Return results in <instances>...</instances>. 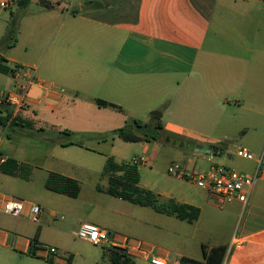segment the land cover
Masks as SVG:
<instances>
[{
	"label": "rangeland",
	"instance_id": "1",
	"mask_svg": "<svg viewBox=\"0 0 264 264\" xmlns=\"http://www.w3.org/2000/svg\"><path fill=\"white\" fill-rule=\"evenodd\" d=\"M62 1L65 2L63 6V17L67 16L65 21L62 18L54 20L48 31L45 27L47 24L43 22V32L26 33L21 38L22 44L14 49L11 48L12 50L6 47L3 49L6 58L11 53L16 57L20 66L35 69L38 77L55 85L60 80L56 78V73L50 67V58L58 40L66 31L68 21L70 22L72 17H79L78 15L82 14V9L79 8L80 0ZM219 9L224 10L225 20L217 19L215 32L209 34V40H212L208 41L211 48L209 51L215 57H226L225 59L229 60V63L232 61L230 57L247 59L248 64L244 65L245 72L251 77L261 79L258 81V91L244 95L246 110L244 108L236 114L231 112L225 114L226 123L229 120H236L233 123L249 124L243 134L241 131H237L229 139V141L231 140V150L235 156H229L225 153L218 155L202 150L198 152L196 148L198 145L191 138L169 135L166 131L160 134H163L165 138H170L171 142H166L165 139L151 138L149 141L151 145L148 150L142 144L124 142L114 136L109 131V127L98 122V118L93 116V110L89 106L90 103L96 105L95 99H102V97L107 96L106 90L97 83L91 84L80 79H71L67 84L69 89L63 87V94L64 96L67 95L68 98H73L69 99L68 103L72 100H79L70 109L74 111L63 112L58 107L48 109L45 119L48 122L55 121L57 123H40L45 128L44 131L14 128L0 130V135L4 140L11 139L14 144L21 142L23 147L38 145L35 141H42L46 138L60 143L73 139L89 144L92 148H98V151L58 145L54 155H48L47 158L42 159L44 161L29 157L33 164L30 166L29 181L22 180L21 177L0 176L1 193L32 203L43 200L48 214L46 217L41 214V223L35 224L28 218L19 221L15 217L0 213V232L2 235H9L8 240L0 238V264H69L70 259V264H111L107 246L94 245L78 237L79 229L85 222H93L108 230L112 235L140 241L147 248L153 247L156 255L160 252H169V264H175L174 259H180V256H193L194 260L203 261V244L214 247L226 242L230 233L240 232L249 211H242L233 205L224 208L217 207L211 202L205 190L199 188L189 179L174 176L168 172L169 167L173 164H180L187 171H201L210 169L213 163L237 171H240L237 165H242L251 170L254 168L253 162L242 159L236 152L247 148L257 158H260L264 152V0H221ZM72 10L77 11L73 13ZM58 11L61 13V8ZM48 13L53 15L52 12ZM23 43L30 47L28 51L25 50ZM202 59L203 54H200L197 71L202 68ZM163 64L162 66L167 69L176 67L173 62ZM212 66L214 69L217 66L219 68L220 65L218 62H213ZM230 68L232 65L229 64L228 71H232ZM214 71H218V69ZM181 80V75H171L166 90H164V84L159 87V84L155 83L148 92L151 93V97L140 100L136 104L127 97H119L118 100L123 108L122 112L116 110L123 118L120 128L126 125H134V121H139L143 127L136 129L138 133H144L150 137L155 135V127L159 122L154 119L152 113H161L156 109L165 110L171 105L174 107L177 103L176 97H169V99L161 101L156 91L161 89L162 92H169L176 88L178 81ZM13 84L10 75H0V100L1 94L7 92ZM250 87L255 86L252 83ZM214 94L209 89H204L205 97L214 98ZM215 96L219 100H233L237 94L228 92L220 94L218 92ZM172 98L175 100L174 102L171 101ZM81 102L88 104L80 107ZM204 102L205 99H203L201 107L198 108L203 112V115L205 112V107H202ZM79 107L82 112L91 116L93 122H96L91 124L98 126V130H103L99 131L104 132L100 136V147L87 142L90 134L87 135L82 132L81 123H77L81 119L77 112ZM64 108L67 109V105ZM175 124L192 134L218 136L219 130L210 132L208 123ZM49 126H56L54 128L57 130H67L72 133L71 137L55 132L46 133V128ZM199 141L206 142L204 145L219 147L220 149L227 143L226 140H222L220 143L201 139ZM24 154H27L26 151ZM109 157L114 158L118 163L131 165H135V158L146 159L148 161L146 165H136L141 177L140 184L160 194L161 202H165L171 197L188 201L194 200L201 210L199 219L193 223L180 221L175 217L158 214L152 208L135 205L110 196L104 191H99L98 187L106 189L108 186V177L104 171ZM53 163L57 166L64 167L66 164L71 166L72 174L81 184V193L78 198L73 199L46 190L44 180L47 173L45 171ZM261 183V179L256 181L254 192ZM36 231L38 238L41 236L42 246L55 248L58 251L53 260L49 259L48 262H43L22 254L24 247L21 243H25L27 238L33 239L30 236H34ZM17 242L19 245L16 244ZM134 264L151 263L143 259H135Z\"/></svg>",
	"mask_w": 264,
	"mask_h": 264
},
{
	"label": "crops",
	"instance_id": "2",
	"mask_svg": "<svg viewBox=\"0 0 264 264\" xmlns=\"http://www.w3.org/2000/svg\"><path fill=\"white\" fill-rule=\"evenodd\" d=\"M20 1L21 0H18L16 5L11 9H5L1 4L2 0H0V42L7 32L11 14L17 13L18 11L22 13L16 43L11 47L0 45V61L3 59L4 65L8 66L10 69L18 66L19 62L10 52L8 58L4 56L3 49L5 47L7 49H14L22 44L21 38L26 33L28 34L32 31L39 33L43 32V22L47 24L45 27L48 31V28L54 23V20L62 18V20L65 21L67 18V16L63 17V6L65 2L62 0H47L53 5L52 7L43 6L41 4L42 0H31L29 6L24 10H20L19 8ZM220 1L221 0H80L79 8L82 9V14L78 15L79 17L74 16L70 22L68 21L66 31L58 40L56 48L50 58V67L54 73H56V78H58L60 82L56 85L53 83L49 84L36 74L38 83H35L29 88L25 106L15 111V114H19L23 119L31 121L35 128L33 131H38L39 129H45L40 123H57L55 121L48 122V120L45 119L46 110L58 107L63 112L74 111L70 109L73 105H76L79 100H72V102L70 101L68 103V100L73 98H68L67 95L64 96L63 94V87L69 89L67 84H69L68 81H71V79H80L91 84L97 83L106 90L107 96L102 97L103 100L121 106V102L118 100L119 97H127L131 102L136 104L140 100L151 97V93L148 92L155 83L157 85L159 84V87L164 84V90H166L167 82L171 75L179 74L182 80L178 81L176 88L169 92H162L160 91L161 89L156 91L161 101H165L169 99V97H176L175 100H177L174 107L171 105V107L169 106L165 110L156 109L162 113L159 122L163 125L165 131L169 135H175L180 138H191L197 145L206 144V142H201L199 139L219 143L222 140H226V145H224L222 149L216 150L214 153L218 155L225 153L229 156H235L234 152L231 150V140L229 141V139H231L237 131H241V134H243L244 131L247 130L249 124L233 123L236 122V120H229L228 123H226L225 114L229 112L236 114L244 108L246 110L244 95L258 91V81L261 79L251 77L245 72L244 65L248 64L247 59L242 57H230L232 61L229 63V60L225 59L226 57H215L213 53L209 51L211 48L208 45V41H212L209 40V34L215 32L217 19L221 18V20H225L223 15L224 10L219 9ZM60 8L61 13L58 11ZM8 10L10 12H7ZM72 11L74 13L77 10ZM48 12H52L53 15ZM23 44L25 50L28 51L30 47L25 43ZM200 54H203L202 68L197 71V63ZM165 62H173L176 67L167 69L162 66ZM213 62H218L220 65L219 68L217 66L213 69ZM228 63L232 65V68H230L232 71H228ZM215 69H218V71H214ZM1 74L3 73H0V75ZM4 75H10L14 84L3 94L15 92L16 80L13 74ZM22 83H25V80H23ZM252 83L255 87H250ZM206 88L215 94L218 92H220V94L228 92L234 95L237 94L238 97L236 96L233 100H219L215 94L214 98L210 96L205 97L204 89ZM3 94H1V96ZM203 99H205L202 106L205 107L204 115L202 114L203 112L198 109L201 107ZM175 100H173V98L171 99L173 102ZM69 104L71 105L69 106ZM84 104L87 105L88 103L81 102L80 107ZM66 105L67 109L64 108ZM89 106L93 110V116L98 118L97 120L99 123H102L105 127H109L108 129L111 133L113 130L120 128V124L123 123V118L116 110L111 108H100L97 105H93V103H90ZM80 107L77 112L78 116H81V119H79L77 123H81L80 127L82 132L87 135L90 134L88 135L87 142L94 143L97 147H100V136L103 135L104 132H99L103 130H98V126L91 124L96 122H93L91 116H88L87 113L82 112ZM175 123H208L210 132L213 133L219 130L218 136H212V134H192L186 132L184 128ZM54 127L56 126H49L46 128V133L55 132L61 135L60 132L64 131L57 130ZM68 137H71V135ZM69 141L80 146L73 145L67 147L98 151V148H92L89 144L77 142L73 139ZM35 143L38 145L23 147L21 142L14 144L11 139H2L0 151L8 156V160H14L19 164L28 165L30 167L33 164L30 162L31 160L29 157L44 161L42 159L47 158L48 155H54V152L57 151L56 146H61L60 142H54L48 138L42 141H35ZM139 144H142L146 150H148L151 145L149 141L139 142ZM24 151H26L27 154H24ZM197 151L199 152L201 150L197 149ZM236 154L244 159L240 154V150L237 151ZM263 155L264 152L261 157ZM258 159L259 158L256 157L255 160H250L254 164V168L251 170H248L242 165H237L240 169L239 172L243 171L250 175L255 174L258 168ZM70 167L71 166L67 164L64 167L57 166L54 163L51 164L45 171L47 176L44 180V187L50 172L60 173L76 179ZM0 176L21 177L20 175L11 176L4 174L1 170ZM21 178L22 180H30L29 176L28 178ZM261 181L262 183L257 187L255 192L253 191L249 203L245 208L238 202H232L226 205H233L245 212L247 210L249 214L240 232L230 233L226 242L216 245L226 246L228 248L223 264H264V178H262ZM4 197L12 196L0 192V206ZM175 200L180 203L199 207L198 203L194 200ZM27 203L28 206L25 215L21 218H15L16 220H26L30 204L41 206L42 215L45 217L48 216L43 200H38L37 203ZM208 204L210 205L209 202ZM0 213L5 214L2 211H0ZM162 215L168 216L165 214ZM33 235L34 236H30L33 237V239L38 237L37 231ZM116 237L120 247L123 248L127 246L125 239L129 238ZM0 238L8 240L9 235H2L0 232ZM33 239L27 238L25 243H21L24 247L22 254L43 262H48L46 254L37 247L35 249V254H31V241ZM40 239L41 236L38 238L37 245H42ZM130 241L132 242L134 240ZM16 244L19 245L18 242ZM148 249H153L152 256L164 258L169 264V252H160L156 255L154 254L155 248L151 247ZM129 256L133 261L135 259H143L150 262V259L147 257ZM182 257L187 256H180V259H174V263L181 264ZM187 258L194 260L193 256Z\"/></svg>",
	"mask_w": 264,
	"mask_h": 264
},
{
	"label": "trees",
	"instance_id": "3",
	"mask_svg": "<svg viewBox=\"0 0 264 264\" xmlns=\"http://www.w3.org/2000/svg\"><path fill=\"white\" fill-rule=\"evenodd\" d=\"M31 0H21L19 2L20 10L26 9ZM41 4L45 7H52L53 5L47 1L42 0ZM22 13L11 14V19L8 25L7 32L0 42V45L11 47L16 43L17 34L19 31L20 20ZM4 60L0 61V73L13 74L14 68L10 69L4 65ZM95 104L100 108H111L119 112L123 108L117 104L111 103L103 99H95ZM158 122L159 118L154 117ZM143 126L139 121H134V125H126L112 131V134L120 140L128 143H139L143 141H150L151 138H158L161 132H165L163 125L159 122L156 125V133L152 137L147 134H140L136 129H141ZM22 128L33 131L34 125L31 121L23 119L19 114H15V109L5 101H0V130ZM38 131H44L39 129ZM61 135L70 136L72 133L64 130L60 132ZM77 145L73 142L61 143V146ZM216 150H220L216 147ZM1 172L11 176L20 175L23 178H28L30 167L28 165L19 164L17 161L8 160L0 167ZM105 175L108 177V186L106 189L98 187L99 191H104L108 195L122 199L135 205L142 207H149L159 214L174 216L181 221L193 223L200 217L201 210L198 207L180 203L174 198H169L165 202H161L160 195L156 192L144 188L140 185V173L136 165L118 163L114 158L110 157L105 165ZM46 190L64 195L70 198H77L81 192V184L77 179L62 175L56 172H50L45 182ZM38 237L31 241V254H35ZM228 248L226 246L202 245L203 261H196L187 257L181 258V264H223ZM108 254L111 259V264H134L133 259L127 254L126 250L121 248H107ZM71 259L69 260V264Z\"/></svg>",
	"mask_w": 264,
	"mask_h": 264
},
{
	"label": "built area",
	"instance_id": "4",
	"mask_svg": "<svg viewBox=\"0 0 264 264\" xmlns=\"http://www.w3.org/2000/svg\"><path fill=\"white\" fill-rule=\"evenodd\" d=\"M18 0H2L1 4L5 9H11L16 5ZM13 76L16 80V91L6 93L1 96L0 101H5L15 111L20 110L25 106L26 97L29 88L38 83L36 78V70L28 69L22 66H15ZM25 80V83L22 81ZM2 136L0 135V144ZM240 154L244 159L255 160V155L247 148L240 150ZM264 155L258 159V168L255 174L239 172L218 164H212L210 169L201 171H187L180 164H173L169 167L168 172L174 176L186 178L195 183L199 188L205 190L211 202L220 208H224L227 204L238 202L244 206L249 203L253 194L256 181L264 178ZM8 161V156L0 151V167ZM134 164H147L144 158L134 159ZM28 203L22 199L14 197H4L0 211L15 218H21L25 215ZM42 208L37 204H30L27 218L35 223H41ZM78 237L84 239L94 245L107 246L111 248H122L119 246V241L115 235H112L108 230L101 228L93 223H84L81 225ZM126 250L128 255L142 256L150 259L151 264H168L167 260L159 256H152L153 249H148L144 243L140 241H130L125 239ZM40 251L46 254V258L53 260L58 251L55 248H49L42 245L36 246Z\"/></svg>",
	"mask_w": 264,
	"mask_h": 264
},
{
	"label": "water",
	"instance_id": "5",
	"mask_svg": "<svg viewBox=\"0 0 264 264\" xmlns=\"http://www.w3.org/2000/svg\"><path fill=\"white\" fill-rule=\"evenodd\" d=\"M152 116H153V117L161 118V117H162V113H160V112H153V113H152ZM158 138H159L160 140L165 139L166 142H171V139H170V138H165L163 134H162V135L159 134ZM173 143L176 144V142H173ZM196 148H197L198 150H202V151H204V152H215V151H216V147H214V146H209V145H198Z\"/></svg>",
	"mask_w": 264,
	"mask_h": 264
}]
</instances>
